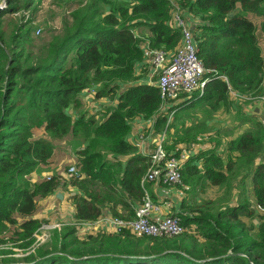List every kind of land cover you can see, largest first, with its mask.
Returning <instances> with one entry per match:
<instances>
[{"label": "trees", "instance_id": "obj_1", "mask_svg": "<svg viewBox=\"0 0 264 264\" xmlns=\"http://www.w3.org/2000/svg\"><path fill=\"white\" fill-rule=\"evenodd\" d=\"M0 1L1 27L5 10L28 8L35 0ZM93 1L116 5L117 13L102 6L83 8L45 53H35L30 28L15 26L7 39L0 31V233L12 228L15 241L27 249L45 223L34 217L39 200L59 186L71 193L75 220H96L105 213L133 216L149 166V155L128 141L133 122L153 123L154 134L164 127L166 132L171 128L166 127L168 116L180 107L161 111L157 87L138 84L136 75L146 45L167 52L180 45L181 33L171 24L173 12L191 25L197 57L206 70L201 99L225 103L230 91L264 97V0ZM88 89L94 90L92 102L116 97L115 106L88 114L82 102ZM240 121L248 127L227 142L225 152L200 151L183 166L182 186H189L174 213L183 233L147 237L100 229L80 237L67 225L55 244L0 264H264V122L255 115ZM190 132L167 134L166 152L179 153L181 144L190 147ZM41 133L50 139L36 137ZM66 137L85 144L71 161L77 173L68 174L67 167L63 182L62 176L30 182L32 173L49 166L52 142ZM237 174L240 179L230 185L229 175ZM241 184L243 190L238 189ZM201 189L218 191L208 197ZM3 239L0 254L7 246Z\"/></svg>", "mask_w": 264, "mask_h": 264}, {"label": "rangeland", "instance_id": "obj_2", "mask_svg": "<svg viewBox=\"0 0 264 264\" xmlns=\"http://www.w3.org/2000/svg\"><path fill=\"white\" fill-rule=\"evenodd\" d=\"M1 2V1H0ZM118 4H121V2H117ZM2 4V3H0ZM96 7V6H102V8L105 11H115L117 13V6H111V5H102L94 2L93 0H35L32 5H30L28 8H22L20 5L16 7V9L12 10H5L6 14L2 19V26L0 27V31L2 30V33L4 37L7 39L11 31H13L15 26L22 25L24 29L30 28L29 32V37L33 40V43L36 45V50L35 53L39 52L45 53L46 52V46L47 44L57 36H60L61 31L65 28L70 26L71 24V16L73 14L78 13L80 10H83V8L86 7ZM4 7H0V10H2ZM175 13L180 14L179 12L175 11L172 14L176 15ZM182 15V14H180ZM37 31H40L39 34H37ZM139 35V34H138ZM140 36V35H139ZM260 45L263 50V56H264V34L261 33L260 35ZM177 49V48H176ZM175 49V50H176ZM163 51H166L162 49ZM167 52L168 54H173L175 52ZM145 73L148 76L147 69H145ZM152 81H156V77L152 76ZM232 96H229L227 98V101L225 103H221L220 107L222 110V118L211 115L215 111V109L219 106L216 105V101L209 106L207 112L205 110H199L197 108L193 109L191 112L188 113L187 119L189 121V124H200L199 122H209L210 125L205 128L207 131L210 128H213V124H218V121H222L224 124H226V130L223 131V136L213 138L211 136L209 137V140H204L202 143L203 147L210 146L212 149H215L217 153L220 152H225L226 149V144L227 142L241 134L247 129V124L242 123L241 117L248 115V109L256 105L258 108L251 110V115H255L257 119L260 121L264 122V104L262 103L261 99L264 97L260 98H250L246 96H237L230 91L229 92ZM94 102V101H93ZM199 105V104H198ZM102 106L100 111L107 110L103 108ZM87 109H91V112L88 113L90 115H93V113H96L94 111L93 106L89 107L87 105ZM99 111V112H100ZM175 112V111H174ZM258 114V115H257ZM176 116V115H175ZM99 119L103 118L102 115L98 116ZM174 119V113L172 116V122ZM171 121V117H170ZM184 119L178 120L177 122H173V129L172 127L165 132V127L161 130H159L156 135H161L165 134V139L166 137L168 138L167 134L172 135L170 133V130L172 129V132H174L175 128H179L180 124L184 123ZM161 131V132H160ZM39 134V132H38ZM222 135V134H221ZM36 137L40 138H45V139H50L47 134L41 133L40 135H36ZM198 137V136H197ZM207 137V136H206ZM210 137L212 138L210 140ZM219 142L217 143V141ZM53 155L51 158L50 162V173H56L57 175H67V172L65 171L67 167L71 166V161H75L76 155L78 152H81L84 150V142L80 138H72V137H66L64 139L60 140H54L53 142ZM193 144L192 142H190ZM211 143L213 145H211ZM215 143V144H214ZM167 145L170 146L169 140L167 142ZM139 147V146H138ZM215 147V148H214ZM140 150L142 147H139ZM153 148V147H152ZM186 148H192V147H186ZM146 152V149H144ZM264 162V160H262ZM73 166V165H72ZM77 173V169L75 168V173ZM34 175L36 177H34ZM71 176V175H70ZM230 177V185L235 184V182H238L240 176L239 174L237 175H229ZM28 179L30 182H37L41 180V177L38 176L37 174L32 173ZM65 178L61 179V182H63ZM228 179V176H227ZM228 183V181H226ZM182 186V185H181ZM172 188H177V186H171ZM224 189H226L224 187ZM239 190H243L242 184L238 186ZM165 192L171 194V189L169 188H164L163 189ZM218 191V189L214 190H203L201 191L198 190L199 193H206V195H210L212 193ZM58 192H63L66 193L68 192L69 194L70 191L68 190L67 187L64 186H59L57 189ZM74 191H72L73 193ZM223 195V193H222ZM221 195V196H222ZM209 197V196H208ZM40 208V207H39ZM42 207L40 208V210ZM43 211H46L45 208H43ZM48 214L45 216H49ZM42 221L52 224V223H58L60 222L63 226L68 227L67 221H61L58 220L57 217L54 218H44ZM44 223H42L39 228L34 232L32 235V238L34 239L32 245L27 249L25 247V243L22 241H15V236L11 233L12 228H9V230L5 229L0 233V237L4 238L3 241L5 245L6 250L5 253L0 254V260L4 258H22L25 257L26 254H31L32 252L35 251L36 248L38 247H44L46 245H51L55 244L57 242V233L60 231L57 229H52L49 225L45 224L44 227H42ZM62 227V226H61ZM22 245V246H21Z\"/></svg>", "mask_w": 264, "mask_h": 264}, {"label": "built area", "instance_id": "obj_3", "mask_svg": "<svg viewBox=\"0 0 264 264\" xmlns=\"http://www.w3.org/2000/svg\"><path fill=\"white\" fill-rule=\"evenodd\" d=\"M0 7L1 4H0ZM173 14V25L179 29L181 33V41L178 48L173 54H168L162 49L153 50L149 46L143 48V58L153 71L156 77V87L159 92L160 109L170 107L183 95H191L199 92L204 93L206 73L202 62L197 57L196 44L192 34L191 25L183 18L182 15ZM40 31H37L39 34ZM226 81V79L224 78ZM94 90H86L83 94L91 96ZM264 104V98L261 99ZM174 111L168 116V124L172 121ZM171 117V121H170ZM143 142L148 139L140 136ZM165 134L157 135L153 140V149L149 153V166L141 179L140 187L144 192V196L140 203L135 207L132 217H119L111 214L100 216L96 220H75L71 217L68 225L74 226L77 231H93L103 230L109 233H119L128 230L133 234L147 237L175 236L185 231L179 217L175 214L163 216L160 214L162 205L149 197L146 187L148 184H157L161 186H181L182 185V169L187 158L192 154V148L183 147L179 153H168L164 148ZM196 151V150H195ZM75 168L70 167L68 174H74ZM50 176L46 179L49 180ZM169 207V202L163 203ZM262 210L261 207H258ZM52 229L60 230L63 225L58 223H44ZM62 226V227H61ZM87 233V232H86Z\"/></svg>", "mask_w": 264, "mask_h": 264}, {"label": "crops", "instance_id": "obj_4", "mask_svg": "<svg viewBox=\"0 0 264 264\" xmlns=\"http://www.w3.org/2000/svg\"><path fill=\"white\" fill-rule=\"evenodd\" d=\"M172 17H173V14H172ZM172 17H171V24H173V18ZM177 48H178V46H177ZM145 69H147L148 76L145 73ZM136 75L138 77L140 76V80L138 81V84L143 83V84H148L150 86L156 87V81L155 82L152 81L153 71L146 62L143 61V63L138 66V70L136 72ZM203 94L200 95L197 93H193L191 95H183L176 102L171 104L169 107V108H171L172 106L180 105L179 109L174 112L173 122H175V121L177 122L179 119L185 120L184 123L179 125L180 126L179 128H175L174 132H172L173 122L171 121L170 125H171L172 129L170 130V133H172V135H173L176 131L179 133H182V132L187 131L188 129H191L190 134L192 135V137L188 140H189V143L190 142L193 143L190 147H193V149H195L196 151L193 150L192 154L187 158L186 162H188L191 157L197 155L200 151H207L209 149H212L210 146H206V147L202 146V143L204 142L205 139L209 140L208 136H211L213 138L223 136V133H224L223 131H225L227 129L226 124H224L222 121H220V122L218 121V124H216V125L213 124L214 125L213 128L208 129V131L205 128H207L210 125L209 122L202 121V122H199L200 124H198V123L197 124L195 123L192 125L189 124V121L187 119V115L189 112H191L195 108H197L199 110H205V112H207V111H209L208 110L209 106L215 102V100H211L210 102H207L204 99H201L200 96H203ZM115 100H117L116 97H115ZM115 100L110 99V98H106V99H100L98 102H95V101L92 102V95L89 96V94H83V97H82L83 107L85 109H87V105H89V107L93 106L94 111H96V112L100 111L102 106H104L103 108H105L107 110L112 109L115 106V103H116ZM220 104L221 103H218L216 101V105L219 107H217L215 109V111L213 112V114H211V115H215V116L222 118V110L223 109H221ZM257 108L258 107L256 105L249 108L247 110L248 115H251V110H254ZM164 110H168V107L164 108ZM89 111L91 112V109H89ZM132 126H133L132 133L130 134V136L128 138L129 143L132 146L137 147L139 152H141L142 154L149 155V153L153 149L152 147H153V140H154V135H155L153 132V123L147 122L145 120H135V122H133ZM140 136H143L144 138L148 137V139L142 142L139 139ZM211 137H210V140L212 139ZM218 142H219V140L217 141V143ZM211 145H213V144L211 143ZM138 146L142 147V149L140 150V148ZM183 147H188V146L182 145V144L177 146L178 150L182 149ZM144 149H146V152L144 151ZM49 167L50 166L45 167V168H40V169L36 170L34 172V174H37L38 176H40L41 180L46 178L47 176H50V177L62 176V178L67 177L66 174L65 175H61V174L57 175L55 172L49 174L50 173ZM34 177H36V176L34 175ZM188 186L189 185L185 183L181 189H176V188H172V187H166V186H161V185L151 183V184L147 185L146 190H147V193H148L149 197L151 198V200H153L157 203H160L162 205V207L160 209V214L165 216L168 214L176 213L179 210L180 201L182 200L184 193L186 192ZM164 188L171 189V191H172L171 194L165 192L163 190ZM208 196H210V195H208ZM69 197H70V194L68 192L63 193V192L56 191L53 195H51L47 199L39 200V205H40L39 207L40 208L42 207V209L40 210V208H39L38 212L34 215V217L38 218V219L47 218V220H48V218L57 217L58 220H61V221H64V220H66L67 222L70 221L71 217H73V207L71 205ZM165 201L170 203L169 207H166L163 204ZM135 207L136 206H134V209H135ZM43 208H45L46 211H43ZM120 208H121L120 206H117V210H120ZM48 212L50 215L45 217L48 214ZM105 214H109V213H105ZM86 232H89V231L79 230L78 235L80 237H84L87 234ZM90 233H92V232H90Z\"/></svg>", "mask_w": 264, "mask_h": 264}]
</instances>
